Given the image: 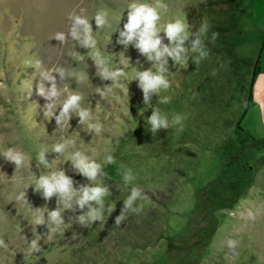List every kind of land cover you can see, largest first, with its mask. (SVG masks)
<instances>
[{
	"label": "rangeland",
	"instance_id": "374dc122",
	"mask_svg": "<svg viewBox=\"0 0 264 264\" xmlns=\"http://www.w3.org/2000/svg\"><path fill=\"white\" fill-rule=\"evenodd\" d=\"M131 2L0 0V83L5 85L0 88V152L13 147L33 157L30 169L20 170L0 157V238L8 245L0 248V264H264V0H164L168 11L161 25L186 12L193 31L207 19L209 37L219 35L214 44L205 41L210 56L199 65L189 61L184 69L172 66L169 58L175 77L161 95L172 99L158 104L152 94L151 105H144L136 80L128 83L150 62L132 45L125 51L116 43L115 30L123 28ZM105 7L112 13L111 27L99 30L92 18ZM81 9L98 46L112 54L113 66L126 69L128 79L101 80L89 50L50 38L67 32L69 17ZM259 51L260 71L248 102ZM37 60L45 69H65L64 80L53 73L65 90L61 101L73 92L81 94L82 107L103 124L100 135L79 125L75 112L69 124L57 126L59 107L52 119L45 118L47 101L36 94L39 70L27 65ZM108 85L111 91L100 96L96 87ZM156 106L170 119L173 113L186 114L183 130L148 131L147 117ZM64 139L76 142L69 151L79 149L98 162L106 151L115 157V164H104L112 193L106 207L115 205V210L109 216L105 212V224L73 222L60 236L51 225L36 226L16 196L25 190L32 208L54 209L56 197L45 201L34 185L39 175L58 167L77 182L74 186L87 183L66 161L67 152H52ZM44 150L51 169L38 164L37 154ZM121 165L136 176L132 185H123ZM132 186L142 188L150 200L117 227L115 217ZM79 214L66 210L65 223ZM39 236L41 251L29 255V242Z\"/></svg>",
	"mask_w": 264,
	"mask_h": 264
},
{
	"label": "clouds",
	"instance_id": "9594fccd",
	"mask_svg": "<svg viewBox=\"0 0 264 264\" xmlns=\"http://www.w3.org/2000/svg\"><path fill=\"white\" fill-rule=\"evenodd\" d=\"M126 9L127 19L123 24V28L119 29L117 27L115 30L119 32L116 43L123 45L125 51L129 45H132L151 64L147 69L137 70L135 76L128 80V83L133 80L138 82V87L143 93L144 105H151L150 96L152 94L159 98L158 104H168L172 97L170 95H161V93L168 92L175 77V73L170 71L169 68V58L173 62L172 66L176 65L184 69H187L189 61L199 65L210 56V49L205 41L208 40L214 44L219 33L212 32L209 37L210 24L207 19H204L199 27L193 31V25L189 24L186 12L161 25L163 15L168 11V5L164 0H132ZM122 14L119 16V23L122 19ZM111 15L112 13L107 7L98 10L92 18L95 21L96 28L99 30L110 28ZM69 19L71 23L67 32H55L50 38H55L61 45L73 41L79 47L89 50L91 52L90 58L96 68V75L101 80H111L112 83H117L122 79H128L126 69L113 66L112 54L98 46V40L94 35L92 24L87 16L84 15V10L81 9L78 14H72ZM165 39L167 43H164ZM80 58L83 60L84 56L81 55ZM125 60L127 65H130L129 58L125 57ZM136 63L139 65L140 61L137 60ZM27 65H33L36 70H39L36 94L47 101L44 105V116L46 119H52L56 109L59 107V114L54 117L57 126H63L65 123L69 124L75 112L79 118V125L86 126L89 132H94L97 135L102 133L103 124L94 118L90 109L82 107L84 97L81 94L73 92L61 101L65 90L58 86L57 77L53 73L58 75L59 80H64L68 75L64 68L45 69L39 60L34 63L29 61ZM221 67H224V65H221ZM212 74H216L215 70ZM127 85L125 90L128 101ZM3 87L5 85L0 83V88ZM96 91L103 97L111 91V87L110 85L103 88L96 87ZM186 119V114L180 113H173L170 119L169 115L162 112L160 107H152L151 115L147 117V123L150 126L148 131L156 134L159 129H168L170 127L176 128L177 131H182ZM75 143L72 139H64L62 142L53 145L52 152L59 155L67 152L68 158L66 161L71 162L72 169L86 178L87 183L74 186L77 185V182L66 175L63 168L58 167L48 174L39 175L34 185V190L39 192L45 201H49L53 196L56 197V207L54 209L49 210L46 208L45 211H41L43 207L32 208L26 197L25 190L20 191L16 196L17 202L26 205L32 212L33 223L36 226L46 225L48 229V226L51 225V232L60 236H63L65 229L69 228L73 222L86 227L97 221L105 224L107 221L105 212L109 216L115 210V205H107L106 207V200L112 193L110 192L111 186L105 182L108 177L104 172V164H115V157L110 151H106L103 162H98L95 157L79 149L69 151L75 148ZM46 153L48 152L44 150L37 154L38 164L51 169L52 162H48ZM0 157H3L7 162L13 163L15 170H20L25 166L30 169V162L33 160L30 154L13 147H7L3 152H0ZM120 167L123 185H132L136 179L132 169L125 168L123 165ZM149 200L150 197L146 195L142 188L132 186L123 201V208L120 214L115 217V225L119 227L130 213L142 212L145 206L144 202ZM66 210L72 212L79 210L81 214L74 218L69 217V223L66 224L63 215ZM47 238L50 239L48 234ZM40 239L41 236H39V239H32L29 242V255L41 251ZM229 244L234 246L235 241H230ZM0 248H8L3 238H0Z\"/></svg>",
	"mask_w": 264,
	"mask_h": 264
},
{
	"label": "trees",
	"instance_id": "16d2710c",
	"mask_svg": "<svg viewBox=\"0 0 264 264\" xmlns=\"http://www.w3.org/2000/svg\"><path fill=\"white\" fill-rule=\"evenodd\" d=\"M260 71V51L258 52L257 56L255 57L253 64H252V69H251V77L249 81V92H248V102L251 99V87L254 81V78L256 74ZM238 129H240L239 126H237Z\"/></svg>",
	"mask_w": 264,
	"mask_h": 264
}]
</instances>
